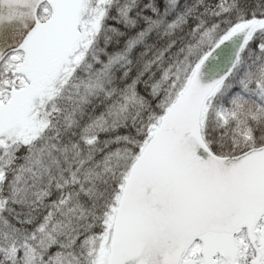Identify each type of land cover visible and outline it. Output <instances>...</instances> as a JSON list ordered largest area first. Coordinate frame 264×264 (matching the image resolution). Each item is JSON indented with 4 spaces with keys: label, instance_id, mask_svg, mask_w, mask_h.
Wrapping results in <instances>:
<instances>
[{
    "label": "snow or ice",
    "instance_id": "6c2138e0",
    "mask_svg": "<svg viewBox=\"0 0 264 264\" xmlns=\"http://www.w3.org/2000/svg\"><path fill=\"white\" fill-rule=\"evenodd\" d=\"M0 264H264V0H0Z\"/></svg>",
    "mask_w": 264,
    "mask_h": 264
},
{
    "label": "water",
    "instance_id": "95a60500",
    "mask_svg": "<svg viewBox=\"0 0 264 264\" xmlns=\"http://www.w3.org/2000/svg\"><path fill=\"white\" fill-rule=\"evenodd\" d=\"M230 45L226 44L222 50H218V56H219V62L220 64H223L227 61Z\"/></svg>",
    "mask_w": 264,
    "mask_h": 264
}]
</instances>
